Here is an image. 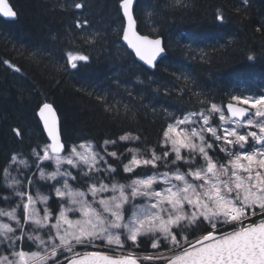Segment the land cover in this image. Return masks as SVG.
Segmentation results:
<instances>
[{
  "label": "snow or ice",
  "instance_id": "snow-or-ice-1",
  "mask_svg": "<svg viewBox=\"0 0 264 264\" xmlns=\"http://www.w3.org/2000/svg\"><path fill=\"white\" fill-rule=\"evenodd\" d=\"M134 4L119 0L127 22L122 40L154 70L167 46L136 30ZM71 6L85 8L86 0ZM0 15L17 12L0 0ZM215 20L224 23L220 10ZM80 39L91 46L101 37L86 32ZM30 55L38 60L42 53ZM89 60L82 48L67 52L72 69ZM198 104L165 109L153 145L130 130L102 143L69 144L53 104L40 102L35 115L47 141L0 162V264H264V93ZM11 132L22 144L25 129Z\"/></svg>",
  "mask_w": 264,
  "mask_h": 264
},
{
  "label": "trees",
  "instance_id": "trees-1",
  "mask_svg": "<svg viewBox=\"0 0 264 264\" xmlns=\"http://www.w3.org/2000/svg\"><path fill=\"white\" fill-rule=\"evenodd\" d=\"M8 1L17 18H0V162L13 150L27 153L47 141L35 115L42 101L56 108L69 144L83 138L102 143L130 130L153 145L165 109L178 113L199 107L203 97L227 103L232 94L264 93V29L256 30L264 24V0H249L246 7L241 0H186L183 8L169 7L171 0H138L139 32L161 37L167 46L155 71L122 43L119 0H86L82 9L72 0ZM217 10L223 24L215 20ZM85 18L89 26H74ZM86 32H99L101 39L86 45L80 39ZM80 48L90 60L72 69L67 52ZM37 51L38 60L30 55ZM107 105L113 110L106 111ZM16 126L25 129L22 144L11 132Z\"/></svg>",
  "mask_w": 264,
  "mask_h": 264
},
{
  "label": "water",
  "instance_id": "water-1",
  "mask_svg": "<svg viewBox=\"0 0 264 264\" xmlns=\"http://www.w3.org/2000/svg\"><path fill=\"white\" fill-rule=\"evenodd\" d=\"M9 2V1H8ZM137 2H138V0H135V4H134V8H136V5H137ZM9 4H10V2H9ZM10 6H11V4H10ZM134 16H135V11H134ZM136 17V16H135ZM0 18H2V19H4V20H6V21H15L16 20V18L17 17H15V18H8V17H3L2 15H0ZM124 18V17H123ZM136 21H137V19H136ZM124 22H125V26H126V18H124ZM136 30L139 32V26H138V22L136 23ZM140 33V32H139ZM141 34V33H140ZM150 38H153V37H150ZM163 40V39H162ZM163 42H164V40H163ZM122 43L127 47V45H126V42H124L123 40H122ZM128 48V47H127ZM128 50L134 55V57H135V54H134V52H132V50L131 49H129L128 48ZM167 55V51L163 54V57H165ZM136 58V60L140 63V64H142L143 66H145L146 68H148L149 70H151V71H155L156 69H150L147 65H144L143 64V62L142 61H139V59L137 58V57H135ZM160 61L161 60H159L158 61V64L160 63ZM157 64V65H158ZM54 107V106H53ZM54 109L56 110V108L54 107ZM56 116H57V119H58V121H59V124H60V128H61V121H60V117H59V114H58V112H57V110H56ZM41 122V124H42V127H43V123H42V121H40ZM44 130V129H43ZM44 133H45V135H46V137H47V134H46V132L44 131ZM63 138V137H62Z\"/></svg>",
  "mask_w": 264,
  "mask_h": 264
},
{
  "label": "rangeland",
  "instance_id": "rangeland-1",
  "mask_svg": "<svg viewBox=\"0 0 264 264\" xmlns=\"http://www.w3.org/2000/svg\"><path fill=\"white\" fill-rule=\"evenodd\" d=\"M106 250V249H105Z\"/></svg>",
  "mask_w": 264,
  "mask_h": 264
}]
</instances>
